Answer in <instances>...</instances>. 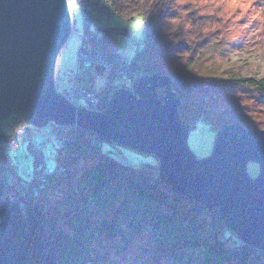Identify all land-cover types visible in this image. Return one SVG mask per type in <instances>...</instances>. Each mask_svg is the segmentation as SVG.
Masks as SVG:
<instances>
[{"label": "trees", "instance_id": "16d2710c", "mask_svg": "<svg viewBox=\"0 0 264 264\" xmlns=\"http://www.w3.org/2000/svg\"><path fill=\"white\" fill-rule=\"evenodd\" d=\"M106 1H112L115 15L129 20L142 17L147 44L153 16L168 0ZM108 36L104 31L101 38L91 41L88 50L83 47L87 42L82 41L80 49L92 57L100 55L108 61L122 62L126 75L116 68L112 72L99 68L110 78L129 76L130 84L119 85L121 90L132 91L139 78L166 75L171 93L179 102L177 115L188 130L199 120L217 131L234 124L252 130L239 120L229 122L222 112L211 113L204 101L195 97L208 90L201 82H190L201 52L197 44L192 49L183 46L185 53L179 56V66L162 74L158 67H141L138 58L127 62L116 50L109 49ZM138 71L141 73L136 76ZM229 80L235 90L258 95V103L264 106V78L231 75ZM73 81L65 91L73 87ZM117 88L109 80L98 92L89 76L88 89L100 101L96 112L104 110ZM157 94L162 100L164 89H157ZM54 122L58 128L64 126ZM58 134H65V138ZM54 136L59 142L56 168L44 173L36 170L29 182H22L14 172L8 150L3 147L8 139L0 141V264H94L98 256L106 260L110 257L105 253L113 246L108 241L117 243L113 251L120 254L132 244L133 237L145 243L142 253L155 264H160L161 254L175 256L184 250L196 252V257H201L198 264H264V251L241 242L225 225L218 208H207L171 189L161 178L158 158L156 164L132 168L103 152L102 143H116L92 131L69 127ZM35 137L29 138V145ZM89 160L93 162L87 165Z\"/></svg>", "mask_w": 264, "mask_h": 264}, {"label": "water", "instance_id": "95a60500", "mask_svg": "<svg viewBox=\"0 0 264 264\" xmlns=\"http://www.w3.org/2000/svg\"><path fill=\"white\" fill-rule=\"evenodd\" d=\"M71 25L68 0H0V141L24 123L57 121L153 154L171 189L218 208L241 242L264 250V130L226 126L212 154L197 160L170 79L159 74L137 79L132 91L117 89L101 112L72 105L54 87L56 59ZM251 161L260 166L255 178L246 173Z\"/></svg>", "mask_w": 264, "mask_h": 264}, {"label": "rangeland", "instance_id": "374dc122", "mask_svg": "<svg viewBox=\"0 0 264 264\" xmlns=\"http://www.w3.org/2000/svg\"><path fill=\"white\" fill-rule=\"evenodd\" d=\"M68 4L72 17L71 31L55 63V85L59 91L70 87L81 42H87L83 47L88 50L104 31L109 32L107 44L110 50H116L127 62L138 58L141 67H158L162 74L179 66V56L185 53L183 46L192 49L195 43L201 52L195 61L190 82H201L208 89L195 97L204 101L205 108L211 113H224L229 122L239 120L254 131L264 130V106L258 103L260 97L235 90L229 80L231 75L256 80L264 78V0L164 1L148 27L147 44L142 17L135 16L129 20L115 15L112 1L68 0ZM98 65L94 63L90 67L92 83L98 92L109 80L111 86L118 85L117 89L119 85L130 84L129 76L113 75L110 78L99 72ZM140 73L138 71L136 76ZM54 133L62 132L53 121L40 127L24 123L19 133L7 138L3 147L7 148L14 172L22 182L31 181L38 169L44 173L56 168L55 153L59 142ZM217 133L204 120L197 121L188 130L187 146L197 160L212 154ZM64 135L58 134V137L64 139ZM33 137V144L29 145V138ZM100 147L115 160L124 161L132 168L158 161L153 154H144L118 143L112 146L104 142ZM92 162L89 160L86 164ZM259 169L258 162L246 164L250 178L257 177ZM107 243L113 245L105 251L110 257L106 260L98 256L94 264H155L142 253L145 243L138 237H133L132 244L120 254L113 251L116 242ZM200 259L196 252L184 250L175 256L161 254L159 263L198 264Z\"/></svg>", "mask_w": 264, "mask_h": 264}, {"label": "built area", "instance_id": "2783aa9c", "mask_svg": "<svg viewBox=\"0 0 264 264\" xmlns=\"http://www.w3.org/2000/svg\"><path fill=\"white\" fill-rule=\"evenodd\" d=\"M94 63L99 64L98 66L102 67L106 72H110L115 67L119 74L126 75L127 73V69L122 62L119 64L117 59L113 62L103 59V56L100 55L92 57L87 52H84V50L82 51V49H79L76 70L73 77V87L69 91H59L55 85V92L60 93L72 105L90 109L91 111L98 110L99 98L95 96L93 91L88 89L89 69L91 64ZM79 102H82V105L79 104ZM67 129H69V127L66 125L59 127L61 132Z\"/></svg>", "mask_w": 264, "mask_h": 264}]
</instances>
